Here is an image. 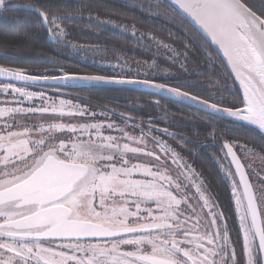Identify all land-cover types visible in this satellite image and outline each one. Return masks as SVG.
Segmentation results:
<instances>
[{"label": "snow or ice", "instance_id": "obj_1", "mask_svg": "<svg viewBox=\"0 0 264 264\" xmlns=\"http://www.w3.org/2000/svg\"><path fill=\"white\" fill-rule=\"evenodd\" d=\"M133 6L171 42L141 31L144 22L138 27L134 20L102 18L88 0H0V14L29 13L58 47L77 55L111 52L93 58L102 66L115 61L107 65L112 75L65 71L46 56L40 58L60 66L33 74L0 63V264H264V168L251 163L264 155L232 134L246 129L264 140V0H133ZM118 14L103 9L104 17ZM85 23L130 38L151 55L130 63L116 46L69 39L72 28ZM19 44H0V56L18 59ZM213 45L226 70L221 79L186 78L201 75L188 68L194 47L214 65ZM161 55L183 75L173 79L177 74L159 63ZM49 82L132 86L205 113L197 119L211 129L203 140L213 143L198 146L220 153L212 155L230 181L238 231H231L227 209L205 178L176 150L196 140L159 128L151 116L145 122L110 107L96 112L55 98L68 93L49 96L16 86ZM150 102L168 115L160 99ZM163 136L179 138L176 147Z\"/></svg>", "mask_w": 264, "mask_h": 264}, {"label": "trees", "instance_id": "obj_2", "mask_svg": "<svg viewBox=\"0 0 264 264\" xmlns=\"http://www.w3.org/2000/svg\"><path fill=\"white\" fill-rule=\"evenodd\" d=\"M23 3L25 0H19ZM93 5L94 9L101 10L102 18L113 19V20H123L128 22L129 20H134L137 26H140L141 22H144V27L141 31H152L160 39L168 41L167 31L160 28L158 25H150L147 23L148 17L142 12L138 7L133 6V0H88ZM261 0H255V3L259 5ZM109 7L118 10V15L104 17L103 9ZM18 17V19H12L11 17ZM35 18L29 13L21 10L19 12H9L6 14H0V44H13L19 41L18 47L22 48V52L18 59L15 60H5L0 56V63H5L10 66L23 67L27 71L35 74L37 70L43 69H53L58 68L60 65L49 63L46 60H42L41 56L51 57L52 59L59 61L65 66V71H73L80 74H101V75H112V69L107 67L109 63H115V61L105 60L103 65L101 63L93 62V58L96 61H100L102 55L111 56L112 53H82L74 54L69 49L61 48L50 42L47 32L34 25ZM23 29H27V33L23 32ZM72 34L69 39L82 45H99L103 46H116L120 53L124 55L129 62L139 59H147L151 55L147 50L138 48L135 46L134 42L129 38L125 39L110 31H99L97 32L95 28L88 29L86 23L79 27H74L71 30ZM181 41H176V46L179 47ZM214 58V65L206 61L204 54L200 51L199 47H194V55L190 54V59L188 62L189 71L192 69H197L201 75L186 77L190 79L198 80H208L209 78L221 79V76L225 74L226 70L222 69L223 61L220 59L219 54L214 51L213 47L209 49ZM87 57V58H85ZM159 63L171 67L172 72L176 73L177 76L173 79L178 78L183 75L179 71V65L172 66L168 61L160 56ZM215 70V75L214 71ZM118 71V70H117ZM50 75H59L58 72L50 71ZM141 79L145 78L143 76ZM231 78L228 77L230 82ZM223 82V81H222ZM2 83V82H0ZM27 87L29 90L35 91H45L47 94L53 96L52 93L47 90L38 89L34 87ZM74 92L79 94V97H86L87 99L76 100L75 97L78 96H65L66 98L72 99L73 101L79 102V104H86L92 110L97 112L106 111L107 108L116 109L119 112L133 115L138 119L142 118L145 122L148 121L149 116L153 118L152 123L159 128H169L170 131H177L182 133H187L191 140H196L197 143H185L184 146L176 147L179 138L173 141L167 136H163L162 139L167 140L169 144L176 147L178 152H181L189 161L191 166L196 169L197 172L205 178L210 190L216 194V200L221 204L223 209H227L225 214L228 216L227 219L230 220L233 217L232 211L234 210V203L231 198L230 191V181L224 175L217 164L216 160L213 158V153L216 156H220V153L216 148L213 147H201L198 146L202 141L205 144L211 145L213 142L211 140H203V137L211 129L204 126V121L197 119V116L205 117V113L197 112L187 106L171 102L158 97H153L150 94L120 90V89H110V88H93L84 87L78 89H72ZM194 91H203V89H195ZM154 99H160L161 104L166 106V111L168 115L163 116L164 109L154 105L150 101ZM130 105V106H126ZM170 121V123L163 122ZM119 122V121H117ZM219 124H224L226 121H219ZM248 132L245 135V132ZM194 132H198L199 137L193 135ZM233 135H240L241 142L248 143L255 150L264 154V140L256 132H251L246 129L234 130ZM154 135L160 136V133H154ZM224 138H230L229 133L225 132ZM254 137V139H253ZM217 144L221 143L219 137H217Z\"/></svg>", "mask_w": 264, "mask_h": 264}, {"label": "water", "instance_id": "obj_3", "mask_svg": "<svg viewBox=\"0 0 264 264\" xmlns=\"http://www.w3.org/2000/svg\"><path fill=\"white\" fill-rule=\"evenodd\" d=\"M213 49L215 48V46L213 45L212 46ZM217 52V51H216ZM218 53V52H217ZM219 54V53H218ZM220 56V55H219ZM0 82H5L2 78H0ZM16 85H21V86H28V87H34V88H38V89H43V90H47V91H50L52 93H56V92H64V93H68L70 95H66V96H79V94H77L76 92H74L72 89H78V88H84V87H62L60 84H55V83H52V82H49L47 84H42V85H23V84H16ZM90 87H93V88H110V89H120V90H128V91H136V92H141V93H146V94H150L146 91H139V90H135L134 87L132 86H129L127 88H122V87H119V86H111V85H108V86H105V85H99V86H90ZM151 95V94H150ZM158 98H161L159 96H156ZM163 99V98H161ZM165 100H168V101H171L173 102L172 100H169V99H165ZM183 106H187L186 104H181ZM188 107V106H187ZM191 109H194L196 110L195 108H192V107H189ZM197 111V110H196ZM203 113V112H202ZM250 178V177H249ZM251 180V179H250Z\"/></svg>", "mask_w": 264, "mask_h": 264}, {"label": "rangeland", "instance_id": "obj_4", "mask_svg": "<svg viewBox=\"0 0 264 264\" xmlns=\"http://www.w3.org/2000/svg\"><path fill=\"white\" fill-rule=\"evenodd\" d=\"M17 87H19L18 85H16ZM29 90V89H28ZM30 91H35V90H30ZM47 95H51V94H47ZM56 99H60V98H63V99H69V98H66L65 96L64 97H55ZM0 99H3V97H0ZM74 103H79V102H76V101H73ZM34 103H39V101H35ZM25 106H28L27 104H25ZM95 111V110H93ZM97 112V111H96ZM37 120H39L40 118H36ZM44 119H47V117H45ZM257 152H259L258 150H256ZM261 155H264L263 153L259 152ZM243 159V157H242ZM251 163H252V166L253 168L257 169V170H260L262 168H264V161H262L261 159H259L258 157L257 158H253L251 160ZM250 171V170H249ZM250 174H251V171H250ZM264 174V173H262ZM255 183V181H254Z\"/></svg>", "mask_w": 264, "mask_h": 264}, {"label": "flooded vegetation", "instance_id": "obj_5", "mask_svg": "<svg viewBox=\"0 0 264 264\" xmlns=\"http://www.w3.org/2000/svg\"><path fill=\"white\" fill-rule=\"evenodd\" d=\"M243 160V159H242ZM246 170H247V167H246ZM249 177H250V179L252 180L253 179V177H252V175L250 174V171H249ZM219 203V202H218ZM219 207L221 208V209H223V207L221 206V204L219 203ZM233 213H232V219H230V220H228L227 219V215L225 214V217H226V219L228 220V222H229V225H230V229H231V231H233V232H236V231H238V229H237V217L235 216V214H234V210L232 211Z\"/></svg>", "mask_w": 264, "mask_h": 264}]
</instances>
